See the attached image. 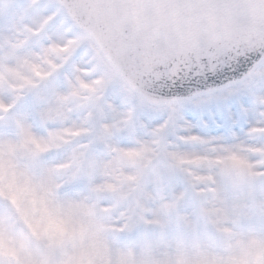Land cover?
Here are the masks:
<instances>
[{
    "label": "snow or ice",
    "instance_id": "snow-or-ice-1",
    "mask_svg": "<svg viewBox=\"0 0 264 264\" xmlns=\"http://www.w3.org/2000/svg\"><path fill=\"white\" fill-rule=\"evenodd\" d=\"M0 264H264V0H0Z\"/></svg>",
    "mask_w": 264,
    "mask_h": 264
}]
</instances>
